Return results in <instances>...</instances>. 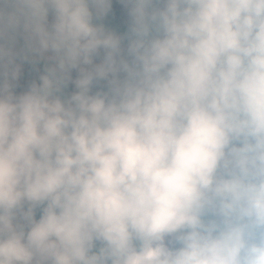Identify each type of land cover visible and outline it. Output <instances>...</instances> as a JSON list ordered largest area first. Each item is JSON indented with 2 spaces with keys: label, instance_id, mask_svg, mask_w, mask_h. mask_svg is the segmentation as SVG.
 I'll return each instance as SVG.
<instances>
[{
  "label": "clouds",
  "instance_id": "obj_1",
  "mask_svg": "<svg viewBox=\"0 0 264 264\" xmlns=\"http://www.w3.org/2000/svg\"><path fill=\"white\" fill-rule=\"evenodd\" d=\"M0 264H264V0H0Z\"/></svg>",
  "mask_w": 264,
  "mask_h": 264
}]
</instances>
